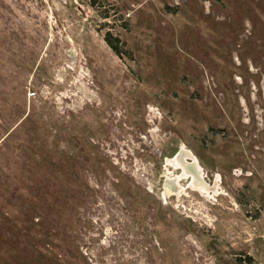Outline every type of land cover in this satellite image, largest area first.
<instances>
[{"label": "rangeland", "instance_id": "374dc122", "mask_svg": "<svg viewBox=\"0 0 264 264\" xmlns=\"http://www.w3.org/2000/svg\"><path fill=\"white\" fill-rule=\"evenodd\" d=\"M237 256L264 264V0H0V264Z\"/></svg>", "mask_w": 264, "mask_h": 264}, {"label": "bare ground", "instance_id": "6f19581e", "mask_svg": "<svg viewBox=\"0 0 264 264\" xmlns=\"http://www.w3.org/2000/svg\"><path fill=\"white\" fill-rule=\"evenodd\" d=\"M184 154H187V153H184L182 150H180V152H178V154H176V157L174 158V160L176 159L174 163L175 164L178 163L182 167V172L179 176L180 177H186V176L190 175V177H191L190 185L195 188L194 184H199L197 182L200 181L199 178L200 179L202 178V172H201V170H200V168H199V166H198V164L194 158L191 159L192 161L190 163L184 162L185 161V159L183 158ZM182 159H183V161H182ZM188 166L191 167V170L190 169L188 170V168H187ZM166 184L169 185L170 182L166 181ZM199 185L202 186V184H199Z\"/></svg>", "mask_w": 264, "mask_h": 264}, {"label": "trees", "instance_id": "16d2710c", "mask_svg": "<svg viewBox=\"0 0 264 264\" xmlns=\"http://www.w3.org/2000/svg\"><path fill=\"white\" fill-rule=\"evenodd\" d=\"M104 40L108 44V46L114 51L118 56L122 53L120 40L118 37H113L110 32H106L104 34ZM235 262H231V264H245V259H241V257H235ZM246 260H250L249 257H246Z\"/></svg>", "mask_w": 264, "mask_h": 264}, {"label": "water", "instance_id": "95a60500", "mask_svg": "<svg viewBox=\"0 0 264 264\" xmlns=\"http://www.w3.org/2000/svg\"><path fill=\"white\" fill-rule=\"evenodd\" d=\"M180 152V151H179ZM182 155V154H181ZM190 163V162H189Z\"/></svg>", "mask_w": 264, "mask_h": 264}]
</instances>
